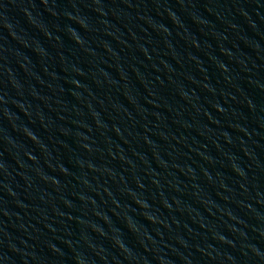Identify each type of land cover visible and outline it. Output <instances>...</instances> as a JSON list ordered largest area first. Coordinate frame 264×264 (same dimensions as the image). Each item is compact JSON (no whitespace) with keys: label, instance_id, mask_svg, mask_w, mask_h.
<instances>
[{"label":"water","instance_id":"water-1","mask_svg":"<svg viewBox=\"0 0 264 264\" xmlns=\"http://www.w3.org/2000/svg\"><path fill=\"white\" fill-rule=\"evenodd\" d=\"M0 264H264V0H0Z\"/></svg>","mask_w":264,"mask_h":264}]
</instances>
